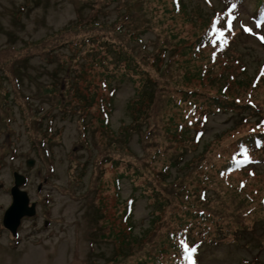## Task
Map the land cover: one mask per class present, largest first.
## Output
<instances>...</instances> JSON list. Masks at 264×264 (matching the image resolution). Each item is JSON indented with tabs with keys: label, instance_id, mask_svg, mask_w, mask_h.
Listing matches in <instances>:
<instances>
[{
	"label": "rangeland",
	"instance_id": "1",
	"mask_svg": "<svg viewBox=\"0 0 264 264\" xmlns=\"http://www.w3.org/2000/svg\"><path fill=\"white\" fill-rule=\"evenodd\" d=\"M235 2L226 57L180 84L208 56L209 49L182 54L200 40L195 35L209 22L210 35L230 28L227 20L215 25L229 10L222 0H182V8L173 0H0V264H138L147 251L158 253L172 223L202 209L221 219L188 225L200 264L264 263V149L241 155L236 143L239 135L256 136L250 130L264 113H211L207 122L203 114L193 127L182 116L173 117L175 126L163 121L170 85L183 99L188 88L216 94L224 82L214 78L225 74L232 76L226 95H251L264 106V22L254 18L257 0ZM156 55L168 61L160 66L172 67L170 76L152 66ZM183 59L196 67L184 68ZM148 74L164 81L156 95L145 87L152 104L140 96ZM63 93L71 99L63 101ZM153 108L161 109L153 115ZM180 124L191 128V138L174 134ZM246 155L250 166L233 165ZM227 163L229 181L244 182L238 189L219 178ZM16 174L25 177L20 190L36 214L13 237L4 216ZM186 183L196 199L206 189L208 202L189 205L177 188ZM129 200L134 209L127 208L126 221Z\"/></svg>",
	"mask_w": 264,
	"mask_h": 264
},
{
	"label": "trees",
	"instance_id": "2",
	"mask_svg": "<svg viewBox=\"0 0 264 264\" xmlns=\"http://www.w3.org/2000/svg\"><path fill=\"white\" fill-rule=\"evenodd\" d=\"M144 2V0H142ZM180 1L182 0H173V3L175 5V7H180L182 8V4L180 3ZM226 5H231L232 2H235V0H222ZM244 0H239V2H243ZM258 1V6L257 3L255 2V6H257V10L255 11V15L257 16H261L264 17V0H257ZM146 2V0H145ZM230 15V14H229ZM154 18L155 19H159V16L157 14V10L154 12ZM210 22L208 27L205 29L204 32H202L200 35H195V38L200 39L199 41L195 40L194 46H190V47H185L183 49V53L185 54H195L198 55L199 54H203V51H207L208 49V56H200L201 60L204 62V64L198 68H196L194 73L191 72H187L183 78L182 76H180L179 74V70L182 68L183 64H185L183 67L186 68L187 66H192V67H196L195 64H190L191 60H180L179 64H180V68L175 70L176 72V77L178 78H182V82H180V84H190L193 80L194 77L200 76L201 78V72L203 71L202 67H206V65L210 64H217L219 61L220 57L225 56V54L231 49V46H229L228 48H224L221 51H217L216 50V45L218 43V36L217 34H209L210 33ZM211 43H214V46H212ZM207 46V47H206ZM184 55V54H183ZM185 56V55H184ZM199 56V55H198ZM226 57V56H225ZM228 58H232V59H236L239 57L236 56H232L229 55ZM27 61H30L29 58L26 59ZM136 62V61H135ZM162 62H168V61H162L159 55H156L153 59V67L158 68V71L162 72L163 76H170V74H172L174 72V70L172 69V67H168L167 69L162 68V66H160V64ZM207 62V63H206ZM206 63V64H205ZM172 64V63H171ZM221 64V61H220ZM19 67V66H18ZM213 69V68H211ZM244 69V67H242V70ZM206 70H204L205 72ZM141 77L144 74H140ZM216 77V76H215ZM107 82L109 83V94H114L117 90L116 87H111V79L110 77H107ZM231 79L232 76L225 74L224 78L222 80L218 79L217 77L214 78V82H224L223 85L219 88V90H215L216 94H204L203 92H199L196 89H190L188 88L187 90L182 91V96L187 97V99H183L181 97H178L177 95V90L174 87V84L170 85V94L167 97V102L165 103V107L162 106L161 108L164 107L165 115H164V120H167L168 123H171L172 125H174V121H173V117L174 116H182V120H187L188 125H190L191 127L194 126L195 123L199 122L202 120V115L205 114L206 116L203 118V120H207L208 116L211 115V113L215 114V113H220V112H240L242 114H250V113H254L256 115H258V113H264V106L260 107L255 100H252V96L251 95H247V98H240L238 96L236 97H231L226 95V92L229 91V84L231 83ZM143 83V90H146V93H140V96L142 98H147L148 100H150V104H152V97L150 95H148L147 93V89L149 88L151 95H156L157 89L158 88V84L160 83V91H163V86L162 84L164 83V81L162 80H155L153 79L152 76H150L149 74L147 75V77L143 78L142 81ZM145 87H147V89H145ZM159 89V88H158ZM61 92H64L65 90L69 91L70 87L66 89H64L63 85H60V89ZM61 97L63 98V101H66V98L71 99L70 95H61ZM249 99L252 100V104H249ZM87 105V103H86ZM109 107H111V104L109 103ZM104 104H102L101 106H99V109H101L102 113L104 114L105 117V111H104ZM160 108V109H161ZM158 109V110H160ZM193 109H199L200 113L197 116V118H195V116L192 113ZM158 110H154L153 108V115H155V113ZM204 111H207L206 113H204ZM108 115V112H107ZM152 115V116H153ZM264 117V115L262 116ZM258 122H260L261 120V116H257ZM105 120V119H103ZM207 122V121H206ZM186 123V121H185ZM175 126V125H174ZM185 124H180L178 125L177 129H175L174 134L180 136L181 138H183L181 136V134H185L186 136H189V138H191L192 134L190 133V127L189 128H185L184 127ZM254 127L250 130V132H253V134L255 132H257L255 135L256 136H252L251 134H249L248 136H237V140L236 143L240 144L239 147V151L242 149V153L241 155H245V151L246 149H251L252 151L257 152V145H262L261 150L264 149V132H261V130L259 129L258 125H253ZM262 127L264 126V123L261 125ZM257 131H256V130ZM262 135V136H261ZM238 152V151H237ZM117 164V162H116ZM250 164L249 161H245L242 159L240 160H233V165L236 166H241L242 169L248 167ZM232 165V166H233ZM215 167V165H214ZM241 169V170H242ZM233 171L231 168V165L229 163H227L226 165H224L221 170L218 172L219 173V178L221 179L222 183L228 187L231 186L232 190L233 188H239V186L242 185V183L244 182H236V185L234 183H232L231 181H229L228 179V171ZM248 170V169H246ZM244 170V171H246ZM204 178H206L207 180H209L208 175H205ZM120 182V178L118 177V179H116L115 183H119ZM233 185H235L233 187ZM188 183L186 184H178L177 188L179 189V191H183L184 194V198L185 201L188 202L189 205L191 206H197V205H201V204H205L208 202V193L206 189H201L199 194H198V199L192 197L191 192L186 189L188 187ZM206 187V186H205ZM192 200L196 201V204L193 205V203L191 202ZM134 201L135 200H129L128 203L126 204V209L124 211V218L127 221L130 217H127L128 211L127 208L129 209V213L131 214L132 209H134ZM245 204L247 205L248 203H254V201L252 199H248L245 198ZM192 203V204H191ZM245 206V205H243ZM127 211V213H126ZM255 211V210H254ZM253 210H247L246 213L244 214H248L252 215L254 212ZM190 213H186V217H188V219H183L181 222L178 223H172V226L167 230L166 232V239L164 238L161 242H159L160 244V248L157 250V254H154L150 251L146 252V256L144 257L143 260H140L138 262V264H192V261H195V264H200L199 260H198V248L199 245L197 247H195L194 245H192L191 243H189L191 240L192 241H197L196 236H194L193 232H191L192 230V226L188 227V225H193L192 223L194 221H198L199 224H203L205 222L208 221H214L216 218H219V215L212 212V211H208L207 209H202L199 210L198 213L193 211H188ZM243 215V213L239 212L237 214V216ZM223 217V216H222ZM190 219H194V220H190ZM190 220V221H189ZM173 227H176L174 229H172ZM206 227V226H205ZM129 228H131V231L133 230V226H129ZM131 234V233H130ZM127 235V232H124L123 237H125ZM220 235H218L219 237ZM190 240V241H189ZM201 243V246L204 243H207V235H203V241H198ZM264 244V243H263ZM186 248L188 250L191 249H195V252H193L191 254V259H189V252L186 251ZM263 249V248H262ZM164 254V255H163ZM167 255L168 261L164 260V256ZM260 260H258L259 262ZM260 264H264V263H260Z\"/></svg>",
	"mask_w": 264,
	"mask_h": 264
},
{
	"label": "water",
	"instance_id": "3",
	"mask_svg": "<svg viewBox=\"0 0 264 264\" xmlns=\"http://www.w3.org/2000/svg\"><path fill=\"white\" fill-rule=\"evenodd\" d=\"M32 164L33 161L28 162L29 166H32ZM25 181L24 176L15 175V184L11 189L12 204L4 216V224L12 232L13 236H17L18 228L25 217L36 214V205L30 206L27 192L20 190L23 184L26 183Z\"/></svg>",
	"mask_w": 264,
	"mask_h": 264
},
{
	"label": "snow or ice",
	"instance_id": "4",
	"mask_svg": "<svg viewBox=\"0 0 264 264\" xmlns=\"http://www.w3.org/2000/svg\"><path fill=\"white\" fill-rule=\"evenodd\" d=\"M233 7H235V5H233ZM233 19H235V17H233ZM229 27H231V21H229ZM246 30H249V31H250V29H246ZM260 39H261L262 41H264V36H261ZM186 251L189 252V259H191V254H192L193 252H195V249L193 248V249H191V250H188V249L186 248ZM192 264H195V261H194V260L192 261Z\"/></svg>",
	"mask_w": 264,
	"mask_h": 264
},
{
	"label": "flooded vegetation",
	"instance_id": "5",
	"mask_svg": "<svg viewBox=\"0 0 264 264\" xmlns=\"http://www.w3.org/2000/svg\"><path fill=\"white\" fill-rule=\"evenodd\" d=\"M24 220V219H23Z\"/></svg>",
	"mask_w": 264,
	"mask_h": 264
}]
</instances>
